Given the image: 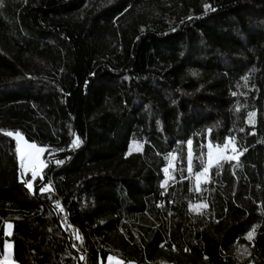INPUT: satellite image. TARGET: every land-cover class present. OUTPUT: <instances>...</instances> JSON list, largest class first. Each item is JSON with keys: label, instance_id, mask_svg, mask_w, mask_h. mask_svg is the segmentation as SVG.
<instances>
[{"label": "trees", "instance_id": "trees-1", "mask_svg": "<svg viewBox=\"0 0 264 264\" xmlns=\"http://www.w3.org/2000/svg\"><path fill=\"white\" fill-rule=\"evenodd\" d=\"M7 131L44 151L35 178ZM8 243L17 264H264V0H0Z\"/></svg>", "mask_w": 264, "mask_h": 264}, {"label": "snow or ice", "instance_id": "snow-or-ice-1", "mask_svg": "<svg viewBox=\"0 0 264 264\" xmlns=\"http://www.w3.org/2000/svg\"><path fill=\"white\" fill-rule=\"evenodd\" d=\"M205 9L207 10L209 8V5H205L204 6ZM214 10V9H213ZM193 75H196V73H193ZM233 95H235V93H233ZM250 116L251 115H254V113H250L249 114ZM4 135H7L9 137H13L14 139H16L17 141V148H16V151H17V154L20 158V165H21V168L25 169V170H28L29 168L31 169V174H32V177L35 178L40 169L44 166L41 161H40V152H41V149L40 148H37L34 144H28L27 142H25V146H26V151L25 150H22L21 149V145H20V140L22 139V136L19 132H12V131H7L4 133ZM81 143L79 137H76L72 140L71 142V145L70 147H78L79 144ZM188 145H189V157H191V144H192V141L189 140L188 142ZM130 149H131V146H130ZM217 151H219V148L216 149ZM232 151L235 153L237 150L236 148L233 146L232 148ZM212 153H213V147H212V144L209 143L208 145V155H209V166L211 165L212 163V160H211V157H212ZM228 159H236L237 157L236 156H232V157H226ZM25 160L28 161L27 164H25ZM57 163H62V161H57ZM165 175L167 176V173H168V168H164L163 169ZM189 171H191V169H189ZM207 172V168L204 169V172L202 173H198L197 174V191H199V182H200V176L201 175H204V173ZM27 186L31 189V184L29 182H26ZM164 185L162 184L161 187H163ZM45 189L43 187H41L40 191L43 192ZM59 207V205H57ZM192 205H189V208L190 210L192 209ZM196 207V210L199 211V209L201 207H207V205H197L195 206ZM10 227V226H9ZM252 232H250L248 234V239H251L252 237ZM79 238V237H78ZM9 245H5V248H8ZM113 258L111 256L108 257V260L111 261ZM3 264H10V262L7 260V258L4 259L3 261Z\"/></svg>", "mask_w": 264, "mask_h": 264}, {"label": "rangeland", "instance_id": "rangeland-1", "mask_svg": "<svg viewBox=\"0 0 264 264\" xmlns=\"http://www.w3.org/2000/svg\"><path fill=\"white\" fill-rule=\"evenodd\" d=\"M25 142H27V141L22 136V139L20 140L21 149L26 151L27 149H26V146H25ZM27 143L28 144H31L29 142H27ZM233 146L235 147V143L232 142V141H229L225 146H222V147H220V146H213L212 145V147H213V153H212V157H211L212 163L209 166V155H208L207 172L204 173V175H201L200 176V182H199V184L200 183H203V182H205V181L208 180V174H209V170L211 169V167L217 165L218 163H220V162H222L224 160H228V158H226V157H232V156H236L237 158L239 157V154L237 153V151L235 153L232 151ZM37 148H39V147H37ZM217 148H219V151L216 150ZM43 153H44V151L41 149L40 157L39 158H40L41 163L44 165V162H43ZM172 159H174V157H172ZM27 163H28V161L25 160V164H27ZM41 169H40L39 173H41ZM22 170H23L24 173H30L31 172V169L30 168L28 170H25V169L22 168ZM107 264H124V263L122 261H120V260L112 259L111 261L108 260Z\"/></svg>", "mask_w": 264, "mask_h": 264}, {"label": "crops", "instance_id": "crops-1", "mask_svg": "<svg viewBox=\"0 0 264 264\" xmlns=\"http://www.w3.org/2000/svg\"><path fill=\"white\" fill-rule=\"evenodd\" d=\"M7 245H9L8 248H5V253H4V257L3 259H0V264H3V261L5 258H7V260L10 262V264H17L14 260V248L13 245L8 243Z\"/></svg>", "mask_w": 264, "mask_h": 264}]
</instances>
